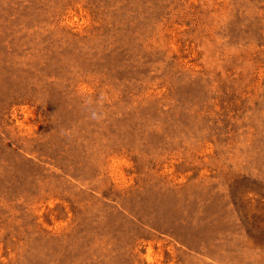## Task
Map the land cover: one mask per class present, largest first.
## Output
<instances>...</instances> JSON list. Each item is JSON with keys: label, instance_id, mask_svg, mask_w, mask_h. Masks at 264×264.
Returning <instances> with one entry per match:
<instances>
[{"label": "rangeland", "instance_id": "1", "mask_svg": "<svg viewBox=\"0 0 264 264\" xmlns=\"http://www.w3.org/2000/svg\"><path fill=\"white\" fill-rule=\"evenodd\" d=\"M0 264H264V0H0Z\"/></svg>", "mask_w": 264, "mask_h": 264}]
</instances>
